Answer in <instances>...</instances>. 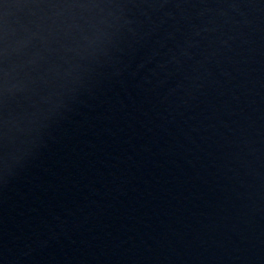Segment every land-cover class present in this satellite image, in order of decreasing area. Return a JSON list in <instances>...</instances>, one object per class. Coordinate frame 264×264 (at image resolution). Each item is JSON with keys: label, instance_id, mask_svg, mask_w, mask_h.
Listing matches in <instances>:
<instances>
[{"label": "water", "instance_id": "water-1", "mask_svg": "<svg viewBox=\"0 0 264 264\" xmlns=\"http://www.w3.org/2000/svg\"><path fill=\"white\" fill-rule=\"evenodd\" d=\"M0 264H264V0H0Z\"/></svg>", "mask_w": 264, "mask_h": 264}]
</instances>
